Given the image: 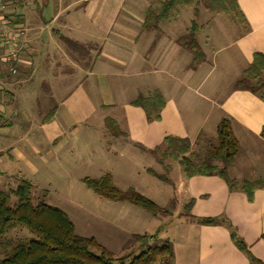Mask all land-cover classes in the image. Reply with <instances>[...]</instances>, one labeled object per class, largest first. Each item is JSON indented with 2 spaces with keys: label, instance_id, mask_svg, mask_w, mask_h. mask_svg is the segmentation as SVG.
<instances>
[{
  "label": "crops",
  "instance_id": "0c3cea01",
  "mask_svg": "<svg viewBox=\"0 0 264 264\" xmlns=\"http://www.w3.org/2000/svg\"><path fill=\"white\" fill-rule=\"evenodd\" d=\"M157 1L2 0L6 21L2 33L5 38H16L20 50L17 61H0V118L5 114H16L8 105L16 96L8 90L12 82L19 83L13 88L17 90L38 77L48 88V97L54 99L59 95L65 100L48 122L43 123L42 119L38 137L35 142L27 143L28 148L40 157H43V150L49 149L57 155L61 146L54 147V144L61 137L69 135L81 140L93 130L102 150L82 145L83 150L93 152L84 159L114 158V173L116 176L120 174L123 182L138 170L137 176L148 174L155 179L154 173L160 175L155 170L157 163L150 151L160 146L165 137L186 138L192 144L197 138L206 137L208 130L215 133L219 121L227 118L239 150L226 169V179L236 183L264 179V139L260 136L264 125V103L256 95L235 85L251 63L252 55L264 54V0H237L244 17V22H238L242 30H234L232 34L236 36L232 45L237 47L235 59L239 65L230 68L233 72L230 84L226 82L217 86V91L218 87L223 88L216 99L220 114H198L194 119L197 122L194 132L191 130L192 121H185L183 117L197 96L191 78L204 65L213 66V61L206 60L197 69H189L192 55L176 44L182 36L180 29L185 33L187 29L179 21L181 8L176 16L161 23L156 30L142 29L144 11ZM197 16L198 12L194 18L193 10L189 20L196 21ZM63 39L82 45V57L72 55ZM4 49L0 45V55ZM68 64L72 68L68 74L58 73L63 65ZM11 68L19 73L17 80L13 79ZM157 75L160 77L155 78ZM165 78L168 80L162 81ZM50 79L55 83L47 82ZM69 79H73L71 86H78L70 95L71 91L66 94L63 89ZM206 79L207 75L199 86ZM152 90L160 91L165 103L159 119L148 121L144 111L131 102ZM22 97L17 98L18 104L26 101ZM95 116L96 120L91 123ZM107 119L114 122L119 135L112 136L106 129ZM9 125L0 121V130L10 128ZM79 127L88 130L81 132ZM6 148H0V178L11 177L14 172L12 163L23 157L17 151L15 159ZM121 162L123 164L119 165ZM109 176L114 181V175ZM226 179L218 175H195L185 177V180L178 178L175 182L178 186L184 184V189H188L191 195L187 204L192 203L187 213L184 212L187 204L181 212L190 220L184 226L182 237L170 241L173 264H249L245 254L232 242L228 227L197 223L196 220L203 218H225L251 255L264 264V190H256L252 201L248 202L241 190H230ZM161 182L171 187L170 180ZM115 203L120 204L115 208L118 217L111 218L112 209H105L100 220L119 231L121 238L115 246L118 249L130 236L138 234L136 229L141 216L130 208L131 204ZM99 244L108 248L106 243Z\"/></svg>",
  "mask_w": 264,
  "mask_h": 264
},
{
  "label": "rangeland",
  "instance_id": "374dc122",
  "mask_svg": "<svg viewBox=\"0 0 264 264\" xmlns=\"http://www.w3.org/2000/svg\"><path fill=\"white\" fill-rule=\"evenodd\" d=\"M180 10L182 11L179 13V21L183 24V27L187 28V31L193 21L189 20L193 16V9L181 8ZM197 11V20L195 19L198 27L197 42L204 54V61H213V66L209 65L207 67L208 65H204L191 78L192 89H197V96L193 98L189 105L187 103L188 107L183 117L186 119L185 121H192V132L196 131L197 122L194 119H196L198 114H220L217 109L216 99L219 98L223 88L218 87L217 91V86L226 82L230 84L233 73L230 68H234V64L239 65L235 59L237 47L232 45V41L236 36L232 34L234 30L235 32L239 29L242 30V27L238 24L239 20L231 14H212L203 7L201 2L198 3ZM180 32L182 36L185 34L182 28ZM69 57L73 58L70 55ZM238 67L240 68V66ZM71 69L70 64L63 65L58 73L68 74ZM18 74V72H15L11 75L13 79L17 80ZM206 75V81L199 86V83ZM159 77V75L155 76V78ZM166 80L168 79H162L164 82ZM47 82L51 85L55 83L52 79ZM65 83L66 86L63 89L67 91L66 94L71 91L69 95L78 87L76 85L71 86L73 79H69ZM18 84L13 81L12 86L8 89L16 94L15 99L8 104L11 109L15 110L16 114H5L0 118L1 122L5 121L10 124V128L0 130V148L7 147L6 149H10L9 151L15 159L18 157L17 151L23 157L18 159L19 162L14 161L12 163L14 172L11 177L0 178L1 191L9 192L13 190L22 180L30 182L33 187L32 197L35 202L44 201V203L62 210L74 224L77 235L94 237L99 243H106L107 249L114 256H121L128 251L122 249L123 247L115 248L121 238L119 231L114 226L107 227L100 220L105 209H112L113 215L111 218L115 217L116 219L118 215L115 214V208L119 207L120 204L99 198L96 194L87 190L81 182L84 177L98 178L104 175H111L112 177L114 175V181L112 180L114 186L122 190L128 186L134 187L137 192L153 201L164 211V214L153 216L141 208L129 205L134 212L139 213L141 216L136 229L139 231L137 232L138 234L155 236L158 242L166 240L169 242L171 240L178 241L182 237L184 226L188 225L190 220L186 216L181 215V212H183L184 206L191 199V195L188 189H184V184L178 186L175 183L178 178L185 180L181 168L176 162L170 160L161 162V154L159 152L154 154L157 163L155 170L159 174H164L166 165L172 167V172L167 176L172 182V184L170 182L171 187H166L160 180L154 179L148 174L137 176L139 170L127 177V182H123L120 174L116 176L114 173V164H116L114 158L113 160L107 158L84 159L93 152L83 150L82 145L102 150L96 132L90 129V133L81 137V140L69 135L61 137L54 144V147L61 146L59 148L61 150L57 155L55 153L52 154V150L49 149V151L43 150V157H40V155H36L33 149L28 148L27 143L35 142L40 132L42 119L51 108L56 107L57 111L65 99L59 95L55 96L54 99L48 97V88L43 85L42 81L40 82L38 77L29 80L25 84V88H23L24 84H22L17 90L13 89ZM198 86L200 88L199 93ZM19 95L21 98L24 96L26 100L21 104L19 103L21 106L16 101ZM96 116L90 120L91 123L96 120ZM79 129L81 132L88 130L82 127H79ZM215 133H209L208 130L206 137H203L202 140H195L191 144L193 151L202 156L204 147L207 144L216 143ZM194 143L196 145H193ZM96 153L98 152H94V154ZM3 155L8 156L7 154ZM122 164L123 162L119 165ZM11 198L12 202H15L16 199L14 197ZM184 212L187 213L185 209ZM32 237V234L23 228L18 227L9 230L4 237L0 238V258L5 257L9 253L15 242L27 241Z\"/></svg>",
  "mask_w": 264,
  "mask_h": 264
},
{
  "label": "trees",
  "instance_id": "16d2710c",
  "mask_svg": "<svg viewBox=\"0 0 264 264\" xmlns=\"http://www.w3.org/2000/svg\"><path fill=\"white\" fill-rule=\"evenodd\" d=\"M200 2L212 14H231L239 20L238 22H244L237 0H158L144 11L142 29L156 30L161 23L170 21L178 12V8L193 9L195 18ZM197 31L198 27L193 20L186 33L176 40V44L192 55L189 65L191 70L197 69L205 60L197 42ZM63 43L72 55L82 57V48H84L82 45L67 39H63ZM235 85L238 89L256 95L264 103V54L252 55L251 63L243 70ZM164 103L163 96L158 90H152L145 96L140 95L131 102L144 111L148 121L159 119ZM55 109L53 107L49 110L47 116L43 118V123L53 117ZM105 125L112 136L119 135L120 132L112 120L107 119ZM260 136L264 139V125ZM202 139L200 137V140ZM238 150L239 144L233 134L230 120L222 118L217 125L216 143L207 144L202 156L193 151L188 139L173 136L165 137L161 145L150 153L159 152L161 162L163 160L176 162L187 178L195 175H218L226 179V169L233 163ZM219 163L221 166L218 165ZM165 170L163 175L156 173L153 175L161 181L168 182L167 176L172 172V167L166 165ZM81 182L89 191L102 199L126 202L153 216L164 214L161 207L134 188L120 190L114 186L109 175L98 179L85 177ZM226 182L230 190H241L248 202L252 201L256 190H264V179H247L240 183L226 179ZM32 189L30 182L22 180L9 192L0 190V238L9 230L18 227L26 229L33 236L27 241L15 242L9 253L0 258V264H173L171 242L167 240L158 242L155 236L142 234L130 236L122 248L128 252L114 256L95 238L77 235L74 224L65 212L44 201L35 202ZM11 197L16 199L15 202H12ZM191 203L192 201L185 207L187 212ZM196 221L208 226L225 225L228 227L232 242L245 254L249 264H262L251 255L245 243L225 218H203ZM262 237L264 239V234Z\"/></svg>",
  "mask_w": 264,
  "mask_h": 264
},
{
  "label": "built area",
  "instance_id": "2783aa9c",
  "mask_svg": "<svg viewBox=\"0 0 264 264\" xmlns=\"http://www.w3.org/2000/svg\"><path fill=\"white\" fill-rule=\"evenodd\" d=\"M0 0V45L5 47L4 53L0 55V61L2 60H18V52L19 47L16 42V38H5L4 34L2 33L3 27L5 25V19L3 17L4 5L1 4ZM19 36V33L16 34ZM11 73L14 74L16 70L14 68L10 69Z\"/></svg>",
  "mask_w": 264,
  "mask_h": 264
}]
</instances>
